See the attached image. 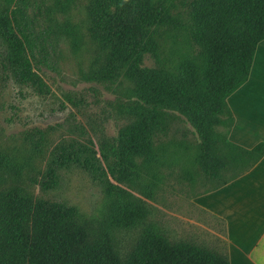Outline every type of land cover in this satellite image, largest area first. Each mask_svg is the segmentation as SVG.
I'll list each match as a JSON object with an SVG mask.
<instances>
[{
	"label": "rangeland",
	"instance_id": "1",
	"mask_svg": "<svg viewBox=\"0 0 264 264\" xmlns=\"http://www.w3.org/2000/svg\"><path fill=\"white\" fill-rule=\"evenodd\" d=\"M88 6L87 0H0V10L17 19L34 69L50 87L40 95L15 80L0 36L1 189L19 188L34 200L75 208L90 239L108 233L122 259L148 229L172 244L187 242L228 258L226 219L213 196L235 168L217 179L207 175L199 157L203 140L175 110L163 111L156 159L117 155L120 131L135 119L138 100L126 78L99 80L104 53L90 37ZM159 38L160 61L171 70L196 50L183 31L166 30ZM143 66L159 64L146 55ZM51 168L57 183L44 190ZM118 203H134L145 216L132 227L110 228V208Z\"/></svg>",
	"mask_w": 264,
	"mask_h": 264
},
{
	"label": "trees",
	"instance_id": "2",
	"mask_svg": "<svg viewBox=\"0 0 264 264\" xmlns=\"http://www.w3.org/2000/svg\"><path fill=\"white\" fill-rule=\"evenodd\" d=\"M87 1L90 37L104 53L99 80L126 78L138 100L135 119L118 137L120 158H157L154 140L165 110L180 112L200 135V163L213 178L233 167L229 181L237 179L264 157L263 142L250 151L228 140L235 119L226 101L248 81L264 40V0ZM17 23L8 10H0L8 67L18 83L48 95L50 87L36 73ZM166 30L185 32L196 48L175 70L160 61L159 36ZM146 55L159 66L144 67ZM221 126L224 134L217 131ZM219 145L227 149L226 157ZM56 183L51 168L41 185L48 190ZM144 216L134 203L113 204L107 225L129 228ZM78 223L75 208L0 186V264H230L226 256L187 242L172 244L153 229L122 259L108 233L92 241Z\"/></svg>",
	"mask_w": 264,
	"mask_h": 264
},
{
	"label": "crops",
	"instance_id": "3",
	"mask_svg": "<svg viewBox=\"0 0 264 264\" xmlns=\"http://www.w3.org/2000/svg\"><path fill=\"white\" fill-rule=\"evenodd\" d=\"M226 101L235 119L230 140L250 151L264 143V40L248 81ZM222 186L213 197L226 219L230 264H264V157Z\"/></svg>",
	"mask_w": 264,
	"mask_h": 264
}]
</instances>
